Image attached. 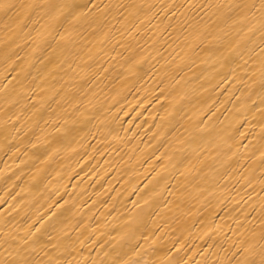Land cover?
I'll return each mask as SVG.
<instances>
[{"label":"bare ground","instance_id":"obj_1","mask_svg":"<svg viewBox=\"0 0 264 264\" xmlns=\"http://www.w3.org/2000/svg\"><path fill=\"white\" fill-rule=\"evenodd\" d=\"M0 264H260L261 0H9Z\"/></svg>","mask_w":264,"mask_h":264},{"label":"snow or ice","instance_id":"obj_2","mask_svg":"<svg viewBox=\"0 0 264 264\" xmlns=\"http://www.w3.org/2000/svg\"><path fill=\"white\" fill-rule=\"evenodd\" d=\"M15 5L9 2V0H0V10L7 12L8 10L14 8ZM260 8L264 10V0L260 2ZM264 223V221H262ZM262 237H264V233H262ZM262 258L260 264H264V252L261 254Z\"/></svg>","mask_w":264,"mask_h":264}]
</instances>
